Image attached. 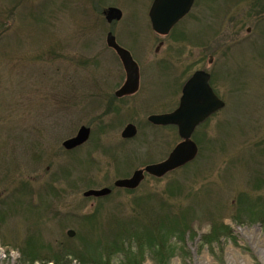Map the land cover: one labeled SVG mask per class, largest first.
<instances>
[{
  "label": "rangeland",
  "instance_id": "rangeland-1",
  "mask_svg": "<svg viewBox=\"0 0 264 264\" xmlns=\"http://www.w3.org/2000/svg\"><path fill=\"white\" fill-rule=\"evenodd\" d=\"M151 2L0 0V264H25L29 242L42 255L58 245L98 251L109 216L136 220L145 205L170 239L161 264H264L255 215H264V0H197L165 36L151 28ZM107 7L120 20L107 23ZM109 31L138 64L133 95L113 94L124 71ZM196 69L211 73L225 106L193 132L195 159L134 189L113 187L179 142L175 127L146 117L174 109ZM126 123L135 136H120ZM81 125L88 139L65 149ZM104 186L113 187L106 198L83 195ZM142 264L157 263L147 254Z\"/></svg>",
  "mask_w": 264,
  "mask_h": 264
},
{
  "label": "water",
  "instance_id": "water-1",
  "mask_svg": "<svg viewBox=\"0 0 264 264\" xmlns=\"http://www.w3.org/2000/svg\"><path fill=\"white\" fill-rule=\"evenodd\" d=\"M193 0H153L149 8V19L151 27L160 34H166L174 23H176L190 8ZM108 22L113 19H120L121 11L115 7H109L104 11ZM106 43L115 49L126 73V80L122 87L116 92L120 96L131 93L137 88L138 69L132 60L129 52L116 44L111 33L107 34ZM224 106V102L219 99L208 85V74L198 70L186 81L182 88V95L176 109L169 113L151 114L148 121L156 125L173 124L177 126V133L182 139L170 151L166 159L148 164L144 169H137L130 177L119 178L113 182L116 187L133 189L139 185L144 177V172L155 177H161L167 172L176 169L191 161L197 154V146L191 140V134L195 127L204 121L215 111ZM90 129L84 125L80 126L76 134L62 142L65 149L74 148L84 143L89 137ZM136 133L133 124H127L122 132V137H132ZM110 193V188L87 189L84 196L100 197ZM69 236L73 235L72 230H68Z\"/></svg>",
  "mask_w": 264,
  "mask_h": 264
},
{
  "label": "trees",
  "instance_id": "trees-1",
  "mask_svg": "<svg viewBox=\"0 0 264 264\" xmlns=\"http://www.w3.org/2000/svg\"><path fill=\"white\" fill-rule=\"evenodd\" d=\"M246 211L248 210L242 212L245 213ZM259 214L260 211L255 214L258 217V222L264 224V215L259 218ZM159 216V212L153 206L148 205L141 207L138 215L135 216L136 220L124 219L117 215L109 216L101 229V239L95 244V247L98 246L99 248L98 251L93 250L83 253V251H71L66 246L58 245L55 247V251L49 248L51 249L49 254L42 255L41 252L35 254V247L29 242L27 244L28 249L20 250L19 263L33 264L38 261L41 264L49 262L68 264L75 261L76 264H113V256L119 255L123 257V263L125 264H142L146 255L150 254L154 263L161 264L165 257V249L170 247V239H164L163 234H165L166 226L161 224V216ZM171 223L175 231L176 225L179 226V224L177 222ZM183 224L187 225L188 223L183 220ZM262 226L264 227V225ZM214 228L216 227L213 225L210 232L211 237L207 235L209 240L213 234L218 235ZM224 237H230V235L225 233ZM217 239L218 237H214V240Z\"/></svg>",
  "mask_w": 264,
  "mask_h": 264
},
{
  "label": "flooded vegetation",
  "instance_id": "flooded-vegetation-1",
  "mask_svg": "<svg viewBox=\"0 0 264 264\" xmlns=\"http://www.w3.org/2000/svg\"><path fill=\"white\" fill-rule=\"evenodd\" d=\"M196 1H197V0H194V2H193V4H192V6H191L189 12L191 11V9H192V7H193V5L195 4ZM189 12H188V13H189ZM188 13H187V14H188ZM204 70H205V69H204ZM205 71H207V70H205ZM207 72H208V74H209V76H210V78H209V83H210L211 73H210L209 71H207ZM124 79H125V75H124ZM124 79H123L122 83L120 84V86L123 84ZM120 86H119V87H120ZM119 87H118V88H119ZM114 93H115V91H114ZM114 93H113V94H114ZM114 95H115V94H114ZM131 95H133V94H131ZM125 96H130V95H125ZM122 97H124V96L116 97V98H122Z\"/></svg>",
  "mask_w": 264,
  "mask_h": 264
}]
</instances>
